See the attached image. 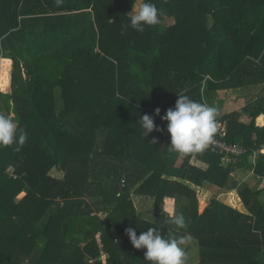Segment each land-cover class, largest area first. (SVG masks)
Listing matches in <instances>:
<instances>
[{
	"label": "trees",
	"instance_id": "1",
	"mask_svg": "<svg viewBox=\"0 0 264 264\" xmlns=\"http://www.w3.org/2000/svg\"><path fill=\"white\" fill-rule=\"evenodd\" d=\"M137 2L0 0V114L28 134L0 146V264H150L128 227L192 237L199 264H264V186L228 198L239 173L264 178V0H151L160 23L143 33L123 27ZM224 89L256 91L215 121L247 152H170L160 117L179 93L211 106ZM144 114L162 130L143 137ZM134 195L154 199L150 218ZM167 208L186 229L158 226Z\"/></svg>",
	"mask_w": 264,
	"mask_h": 264
},
{
	"label": "clouds",
	"instance_id": "2",
	"mask_svg": "<svg viewBox=\"0 0 264 264\" xmlns=\"http://www.w3.org/2000/svg\"><path fill=\"white\" fill-rule=\"evenodd\" d=\"M56 3L60 4L62 0H56ZM127 16L129 23L123 27L125 29L131 27L140 33L145 31L146 26H156L160 23L158 9L151 0L134 3L133 10ZM155 115H160L159 108L155 109ZM217 116L218 111L215 107L179 93L174 108H168L160 117L167 121V132L170 134L168 150L185 156L203 153L214 139ZM138 124L143 137H147L153 130H162L154 124V118L149 114L140 117ZM27 138L28 134L23 129L17 135V124L11 116L0 114V146L13 144L22 146ZM152 143H155V140ZM162 213L166 219L158 226L175 225L177 229L187 228L183 214H173L171 208L163 209ZM125 232L136 249H146L144 260L150 264H186L187 236L165 237L159 228H149L139 236L132 227L126 228Z\"/></svg>",
	"mask_w": 264,
	"mask_h": 264
},
{
	"label": "rangeland",
	"instance_id": "3",
	"mask_svg": "<svg viewBox=\"0 0 264 264\" xmlns=\"http://www.w3.org/2000/svg\"><path fill=\"white\" fill-rule=\"evenodd\" d=\"M140 0H138L137 3H139ZM256 91H247L246 89H239V90H234V89H224V90H219L218 92V100L216 102H213L211 106L215 107L218 111V115L223 113V112H230L232 110H237L239 107H249L246 105L248 100H250V95H254ZM0 111L2 112H7L5 104L3 102V99H0ZM250 120V119H248ZM262 122V119L259 120ZM253 173V174H252ZM255 173L254 170L252 169L250 172H243L240 174V178L242 180V184L240 185L239 190L244 188L245 186L249 185L251 187H260L263 183L262 178H256L255 179ZM26 195V192L22 195H18V198H23ZM235 196V195H234ZM144 196H133V203L136 207V210L143 215L145 218H149L148 214H153L152 213V203L154 201L153 198H146L143 202L144 204L142 205L140 202H142V198ZM148 197V196H147ZM233 198V197H232ZM237 198V197H236ZM237 200V199H236ZM150 212V213H149ZM116 232V231H115ZM188 240L187 245L185 246L186 251V264H199L198 258L195 256V252H193L194 244ZM193 245V246H192Z\"/></svg>",
	"mask_w": 264,
	"mask_h": 264
},
{
	"label": "built area",
	"instance_id": "4",
	"mask_svg": "<svg viewBox=\"0 0 264 264\" xmlns=\"http://www.w3.org/2000/svg\"><path fill=\"white\" fill-rule=\"evenodd\" d=\"M216 129L218 132H216L217 134L214 135L213 141L206 149L212 152H223L222 162L227 166L229 163L237 161L241 155L247 152V149L239 143L225 141L226 131L223 125L217 124Z\"/></svg>",
	"mask_w": 264,
	"mask_h": 264
},
{
	"label": "crops",
	"instance_id": "5",
	"mask_svg": "<svg viewBox=\"0 0 264 264\" xmlns=\"http://www.w3.org/2000/svg\"><path fill=\"white\" fill-rule=\"evenodd\" d=\"M240 107L237 109L238 111H240ZM242 120L243 121H246V122H248L249 120H248V117H247V115H242ZM260 122V121H259ZM262 124H263V121L261 122ZM262 151H263V153H264V147H263V149H262ZM252 169H250V170H248V172H250ZM243 172H241V174H242ZM253 174V173H252ZM239 175H240V173H239ZM257 177H255V179H256ZM258 178H262V177H258ZM263 179V183H262V185L260 186V187H255V188H262L263 186H264V178H262ZM241 184H242V180H241ZM240 184V185H241ZM193 187L195 188V189H197L199 192H200V194H201V196L203 197V199H204V201L205 202H209L210 200H211V198H213V197H215L216 195H218V193L220 192V190L218 189V188H216V187H214V186H211V185H209V184H205L204 186H195V185H193ZM25 193V191H23V192H21L20 193V195H22V194H24ZM235 195V196H234ZM134 196H141V195H134ZM233 197V198H232ZM237 197V198H236ZM146 198H151V197H147V196H144L141 200H142V202H140L142 205L144 204V200L146 199ZM228 198H231L236 204H238L240 201H241V199H240V196H239V192H237V190L236 191H234L233 193L231 192L230 194H229V197ZM227 198V199H228ZM237 199V200H236ZM146 201V200H145ZM153 204V203H152ZM152 210H153V208H152ZM150 213V212H149ZM152 213H153V211H152ZM148 216H149V218L152 216V214H148ZM188 240L190 241L189 243L191 244V242H193V244H194V248H193V252H195V256L198 258V261H200V255H199V245H198V243H197V241L195 240V239H193L192 237H189L188 236ZM193 246V245H192ZM185 251H187V249H185Z\"/></svg>",
	"mask_w": 264,
	"mask_h": 264
}]
</instances>
